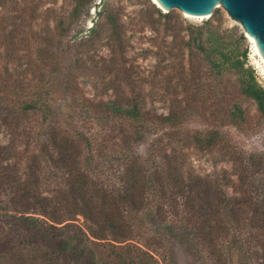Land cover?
Instances as JSON below:
<instances>
[{"label": "trees", "instance_id": "16d2710c", "mask_svg": "<svg viewBox=\"0 0 264 264\" xmlns=\"http://www.w3.org/2000/svg\"><path fill=\"white\" fill-rule=\"evenodd\" d=\"M93 1L69 0L60 9L52 2L45 13L53 27L34 56L21 53L27 38L13 28L0 36V264H160L173 259L172 245L210 264H264V160L228 150L217 127H183L205 76L228 96L219 109L224 116L210 112L212 124L241 128L243 100L264 118V88L238 51L243 34L222 29L219 9L198 26H183L179 16L144 0L137 24L169 39L152 53L156 63L146 75L168 94L166 113L108 84L93 100L71 96L58 113L47 84L66 68L55 51ZM19 2L0 0V7L11 14ZM105 2L95 14L104 22L92 18L78 45L104 25L110 55L103 63H119L129 79L122 8L104 9ZM80 58L72 60L65 94L77 92L78 74L91 70ZM74 106L85 114L78 120ZM86 125L100 129L89 133ZM191 151L220 155L216 162L232 170L196 174L186 165ZM255 169L259 186L249 176Z\"/></svg>", "mask_w": 264, "mask_h": 264}, {"label": "rangeland", "instance_id": "374dc122", "mask_svg": "<svg viewBox=\"0 0 264 264\" xmlns=\"http://www.w3.org/2000/svg\"><path fill=\"white\" fill-rule=\"evenodd\" d=\"M149 1L151 2V0ZM52 2L54 3L55 9L66 8L69 5V0H21L16 7L13 6L14 9L11 14L4 12L0 7V36L7 33L10 28H13V34L17 38H27L28 41H26V43L23 42L21 45V49H23L21 50V53L27 51L34 56L37 47L42 45V41L47 37L49 29H52L53 27V23L48 21L49 19L45 13L46 9L52 7ZM99 3L100 0H94L88 10L83 13L80 21L71 27L70 32L62 39L61 44L57 45L55 54L57 55V58L61 60V63L64 64L66 69L51 77L47 84L48 90L50 91V97L53 105L57 108V112L65 113L67 111V108H65L64 105L65 103L71 104V96L78 99L85 98L93 100L97 94L103 92V87L108 84L118 92L119 90H123V96L129 97L138 95L140 98H144L146 102L154 104L157 113L165 114L166 108L163 101H168L169 96L162 90L160 85H154L153 82H151V79L149 80V78H146V75L156 63V58L152 56V53L155 51L157 52V48L162 47L164 49V43L169 42V39H163L161 33H159L158 36L155 35L151 31V26L140 27L137 24L138 10L143 7L144 0H106L104 9L122 8V21L127 25L126 37H128V52L125 65L132 69L133 72L131 78L126 79V75L123 76L124 71H122V68L124 67L119 63H116V65H105L103 63L105 59L108 60L110 55L109 49L105 46L106 37L109 32L104 25H101L100 28L97 29L94 38L87 43H83L81 46L78 45V42L81 39L86 38L85 33L79 32L85 31L92 26V18H95V21L98 23L104 22L101 17L98 18L95 15L97 11L101 10ZM33 4H37V11L34 14L31 13ZM155 7L158 8L157 6ZM160 11L161 13H166L163 10ZM219 11L223 19L222 29L237 28L238 34H243L245 40L240 43L238 51L246 52L245 66L250 67L253 70L256 81L264 88V67L256 56L251 42L243 33L240 26L231 20L223 9L219 8ZM171 12L174 13V15L179 16L183 26H198L202 24V22L208 20L188 19L176 10H171ZM160 25L161 23L159 24L158 29L161 32L162 27ZM1 30L4 31L1 32ZM144 50H148L151 53L145 57V54H142ZM75 56L81 57L80 59L82 62L88 61L86 65H88L91 70L87 71L88 73L85 72L86 75L83 74L85 76L78 74L76 82L78 89L77 92L65 94V80L69 77L68 75L71 70L72 60ZM101 69L104 71L102 72ZM202 86L203 87L198 90V94H196L197 96L194 97V105L189 111L190 115L183 126L184 130L188 132L207 131L217 127L223 134V139L225 140L228 150L239 152L244 158L252 155L256 158V161H263L264 118L257 114L253 103L245 100L241 101L247 114V122L242 125L241 128H236L232 125L218 127L220 122L216 121L212 124L210 112L212 109H216V113L222 116L224 113L219 112V109L226 107L228 100H225V98L228 96L221 92V84L214 85L207 76H205V82ZM131 90L133 93L130 92ZM190 90L191 95L194 87ZM111 93V91L108 92L109 95ZM216 110H213V112ZM70 111L75 115L74 117L77 120L81 113V117L85 115L84 112H81L80 108L76 106L70 108ZM85 128L89 133H92V130L100 129L98 125L92 127L86 125ZM145 144L146 143L139 146L138 151L140 153L144 152ZM220 157L221 156L217 154L204 155L191 151L189 152L186 165L193 172L202 176L212 175L220 169L231 171V163L224 161L216 162L217 158L220 159ZM104 165L107 166V163L105 161H100V166L104 167ZM95 167L96 166H92L90 171L92 169L94 172ZM99 171H102V169L99 168ZM95 172L99 173L98 170ZM102 176H106V174H103ZM249 176L255 181V186L260 185L259 181L261 179L259 178L256 169L253 170V173L251 172ZM77 220L78 223L82 222L80 218H77ZM165 249H168V247ZM171 249L172 252L175 253L173 259H168L166 262L161 261L160 264H210L203 254H200V260H197L192 256L190 251L184 248L172 245Z\"/></svg>", "mask_w": 264, "mask_h": 264}, {"label": "water", "instance_id": "95a60500", "mask_svg": "<svg viewBox=\"0 0 264 264\" xmlns=\"http://www.w3.org/2000/svg\"><path fill=\"white\" fill-rule=\"evenodd\" d=\"M100 0V3L101 4ZM151 0L166 13L176 10L183 15L210 18L215 9H223L247 37H252L264 60V0Z\"/></svg>", "mask_w": 264, "mask_h": 264}, {"label": "bare ground", "instance_id": "6f19581e", "mask_svg": "<svg viewBox=\"0 0 264 264\" xmlns=\"http://www.w3.org/2000/svg\"><path fill=\"white\" fill-rule=\"evenodd\" d=\"M153 2L156 4V2L153 0ZM157 5V4H156ZM158 7H160L159 5H157ZM184 16L188 19H197V20H204L206 19L207 17H202V18H198V17H194V16H189V15H186L184 14ZM249 39V41L251 42L252 44V47L254 49V52L256 54V56L259 58L260 62L262 63L263 67H264V60L263 58L261 57V55L259 54L257 48H256V44L254 42V40L252 39V37H247Z\"/></svg>", "mask_w": 264, "mask_h": 264}]
</instances>
